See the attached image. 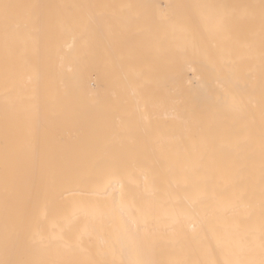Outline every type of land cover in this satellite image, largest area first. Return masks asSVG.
Masks as SVG:
<instances>
[{"label":"bare ground","instance_id":"6f19581e","mask_svg":"<svg viewBox=\"0 0 264 264\" xmlns=\"http://www.w3.org/2000/svg\"><path fill=\"white\" fill-rule=\"evenodd\" d=\"M0 264H264V0H0Z\"/></svg>","mask_w":264,"mask_h":264}]
</instances>
